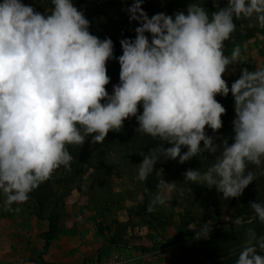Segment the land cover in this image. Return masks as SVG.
<instances>
[{
	"label": "clouds",
	"instance_id": "9594fccd",
	"mask_svg": "<svg viewBox=\"0 0 264 264\" xmlns=\"http://www.w3.org/2000/svg\"><path fill=\"white\" fill-rule=\"evenodd\" d=\"M144 0L126 9L138 22L135 39L120 41L123 54L114 56L111 38L91 34L90 22L73 0H51L52 9L42 14L22 0L0 3V207L21 211L30 194L64 167L73 157L68 146L102 144L109 132H120L134 117L138 135L157 140L143 156L136 177L146 181L155 173L157 191L146 206L152 213L173 192L182 197L191 188L166 182L159 162L212 154L206 171L189 169V182L215 188L224 200L237 199L257 176L249 165H264V65L254 71L241 69L231 89L223 78L230 65L244 63L239 45L225 54L241 19L255 20L264 29V0H227L209 14L202 0L188 5L187 13L173 16L143 11ZM151 39H149V35ZM118 59L119 84H110L107 64ZM234 98L232 142L207 135L223 127L225 107L218 95ZM143 112L140 114V106ZM203 143V147H201ZM165 144L171 147L165 148ZM187 148L186 152H182ZM13 205L17 207L13 208ZM254 215L246 223L264 224V202H252ZM245 223L242 217L233 221ZM211 222L203 224L196 239H208ZM227 230V229H226ZM264 236L248 227L235 264H264Z\"/></svg>",
	"mask_w": 264,
	"mask_h": 264
},
{
	"label": "rangeland",
	"instance_id": "374dc122",
	"mask_svg": "<svg viewBox=\"0 0 264 264\" xmlns=\"http://www.w3.org/2000/svg\"><path fill=\"white\" fill-rule=\"evenodd\" d=\"M38 1L22 3L39 11ZM202 2L210 15L217 11L213 0ZM219 7H227V0H219ZM235 45L240 46L244 63L229 66L223 77L229 88L241 69L254 71L264 65V29L255 20L237 27L225 42V54L230 55ZM115 85L107 90L110 95ZM138 126L128 119L120 132H109L102 144L93 145L89 137L76 149L70 145V170L58 169L19 206V213L0 207V264H233L248 227L258 237L264 236V224L246 223L254 213L244 216L252 202H264V165L250 169L257 178L239 198L224 200L214 187L184 183L187 170L206 171L210 162L204 163L202 156L184 164L178 159L159 162L155 169H163L166 182H177L178 189L190 187L192 192L185 191L182 197L173 192L165 205L147 213L146 206L157 191L154 184L162 176L153 173L146 181L136 177L143 160L140 153L147 154L158 143L154 139L149 146L148 140L137 139ZM236 217L244 219L243 226L234 225ZM208 222L213 226L210 237L197 240V231ZM186 234L192 236L177 239Z\"/></svg>",
	"mask_w": 264,
	"mask_h": 264
},
{
	"label": "trees",
	"instance_id": "16d2710c",
	"mask_svg": "<svg viewBox=\"0 0 264 264\" xmlns=\"http://www.w3.org/2000/svg\"><path fill=\"white\" fill-rule=\"evenodd\" d=\"M192 1L193 0H144L142 9L144 12L148 14L150 18L157 13H164L166 15H170L174 17V14L179 11H183L186 14L188 5ZM2 2L3 0H0V3ZM40 2L41 0L38 1L40 13L47 14V12L51 11L53 6L52 4L51 5L48 4V2L51 3L50 1H44L41 3ZM73 2L79 10L84 12L86 18L89 20L90 22L89 31L91 32V34L99 37L101 40L105 38H111L114 44V56L117 58L121 56L123 52L120 41L122 39L134 40L136 36L135 28L140 26L138 22L130 21L129 14L126 11V9L130 8L133 5L134 0H73ZM251 21L253 20L241 19L234 22L237 24V27H240L243 24H249ZM148 35L150 37L149 39H151V35L150 34ZM107 69L111 81L110 84L107 86V90H109V87L112 83H115L116 85L119 84L120 65L118 59L109 60L107 64ZM216 99L226 109V114L222 116L223 127L221 129L224 130L226 136L222 138H227L229 140V143H231L232 142L231 137L234 135L233 123H232L233 120L235 119L234 98L231 95V92H229V95L227 97L218 95ZM142 112H143V107L141 105L140 114H142ZM129 121L131 123H134L137 120L134 117H132L129 118ZM221 130L218 133H214L209 128L206 129V133L207 135L216 139L217 144H220L221 140L217 138L221 137V135L223 134V131ZM136 136L137 139L141 138V140H148L149 146L152 145L154 142V139H152V137L148 135H143V137H141L142 135L136 134ZM149 139H152V141H150ZM71 146H68V150L70 154L72 153ZM73 147L76 149L78 146H73ZM201 147H203V143H201ZM185 150L187 151V148H185ZM204 155L207 157L206 161L203 160L204 163L205 162L211 163L212 160L215 159V157L212 154L205 153ZM196 163L194 162V164ZM248 167L250 170L254 168V165H249ZM261 182L262 185H264V174L263 176H261ZM156 185L157 184H154V187ZM244 211L246 212L244 213L245 217L253 213L250 210L249 211L244 210ZM189 236L192 235L189 234L181 235L178 236L177 239L181 240ZM133 248H141L144 251H149L153 249V248L148 249L145 247H137V246H134ZM258 254L263 255L264 252ZM231 263L235 264V262H231ZM218 264H229V261H226L225 263H222L220 261L218 262Z\"/></svg>",
	"mask_w": 264,
	"mask_h": 264
}]
</instances>
